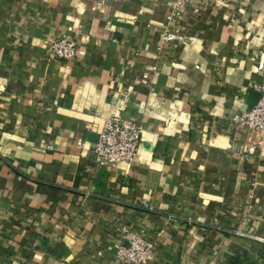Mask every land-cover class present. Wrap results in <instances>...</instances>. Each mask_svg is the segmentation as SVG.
I'll return each mask as SVG.
<instances>
[{
  "label": "crops",
  "instance_id": "obj_1",
  "mask_svg": "<svg viewBox=\"0 0 264 264\" xmlns=\"http://www.w3.org/2000/svg\"><path fill=\"white\" fill-rule=\"evenodd\" d=\"M170 14L0 0V264H120L127 233L146 264H264V147L233 120L264 91V0ZM60 37L74 60L49 55ZM111 116L142 127L130 164L95 162Z\"/></svg>",
  "mask_w": 264,
  "mask_h": 264
},
{
  "label": "built area",
  "instance_id": "obj_2",
  "mask_svg": "<svg viewBox=\"0 0 264 264\" xmlns=\"http://www.w3.org/2000/svg\"><path fill=\"white\" fill-rule=\"evenodd\" d=\"M191 0H167L171 9L169 24L178 25L188 3ZM202 6H221L226 0H196ZM167 40H182V36L175 32H167ZM78 53L75 40L66 37L51 41L49 55L58 60L72 61ZM149 75L144 74L136 82L146 84ZM233 120L246 127L248 131L259 136L257 146L264 147V91L261 99L251 110L235 116ZM142 127L136 123L127 122L117 116L109 117L99 134L94 146L95 162L99 166L118 167L135 161L141 143ZM152 254V247L136 236L127 233L126 242L117 248L115 258L120 264H146Z\"/></svg>",
  "mask_w": 264,
  "mask_h": 264
}]
</instances>
